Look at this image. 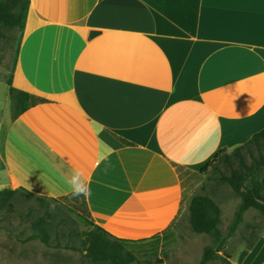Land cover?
I'll return each instance as SVG.
<instances>
[{
  "label": "crops",
  "instance_id": "1",
  "mask_svg": "<svg viewBox=\"0 0 264 264\" xmlns=\"http://www.w3.org/2000/svg\"><path fill=\"white\" fill-rule=\"evenodd\" d=\"M262 129L264 0H29L0 76V190L72 199L81 169L90 222L149 241L202 167ZM233 263L264 264V237Z\"/></svg>",
  "mask_w": 264,
  "mask_h": 264
},
{
  "label": "rangeland",
  "instance_id": "2",
  "mask_svg": "<svg viewBox=\"0 0 264 264\" xmlns=\"http://www.w3.org/2000/svg\"><path fill=\"white\" fill-rule=\"evenodd\" d=\"M15 36L17 38L18 33ZM14 49L0 38V76L10 72L15 58ZM252 154L256 156L257 151L253 149ZM245 159L247 164L251 163L248 155ZM221 171L228 173L223 167ZM195 176L194 192L204 183L205 192L220 208L221 219L217 229L225 239L222 249L206 264H234L249 241L264 237V213L253 209L246 211L242 223L229 235V227L240 204L239 197L228 185L207 181L206 175L200 171ZM38 204L33 196L19 191L10 203V210L0 212V264H93L78 250L77 238L69 235L71 231L86 230L91 223L80 197L49 202L60 210L59 219L62 220L56 222L46 244L35 235L30 225L31 217L41 214L42 209L27 216L30 209L39 208ZM208 246H216L212 237L193 233L187 217L181 215L163 237L126 244V249L134 256V260L127 264H199Z\"/></svg>",
  "mask_w": 264,
  "mask_h": 264
},
{
  "label": "trees",
  "instance_id": "3",
  "mask_svg": "<svg viewBox=\"0 0 264 264\" xmlns=\"http://www.w3.org/2000/svg\"><path fill=\"white\" fill-rule=\"evenodd\" d=\"M28 7L29 0H0V38L4 39L8 45L15 47L13 65L22 38ZM253 149L257 151L256 156L252 154ZM263 151L264 129L231 151L226 149L219 151L207 165L200 169V173L206 175L207 181L215 182L217 185H228L240 199V204L229 227V235L242 223L246 211L253 209L264 213ZM246 155L251 158L250 164L246 163ZM222 167L227 170V174L221 171ZM205 187L206 185L203 183L197 191L191 194L185 212L182 214L187 217L193 233L210 235L216 244L215 248L213 246L205 247L199 264H206L215 257L216 252L222 249L225 240L217 229L221 219L220 208L207 195ZM18 192L8 188L0 190V212L10 210V203ZM25 194L33 196L26 192ZM33 197L39 203V208L30 209L27 216H32L35 212H39L38 209H42L41 214L31 217L30 225L35 235L46 244L56 222L62 220L59 219L60 210L56 206L54 209H50L49 202H57V199ZM69 235L77 238L78 250L93 264L105 262L127 264L134 260V256L126 249L127 241L112 237L92 223L86 230L71 231ZM257 240L258 238L249 241L246 244V249H251ZM226 264L230 263L226 262Z\"/></svg>",
  "mask_w": 264,
  "mask_h": 264
},
{
  "label": "clouds",
  "instance_id": "4",
  "mask_svg": "<svg viewBox=\"0 0 264 264\" xmlns=\"http://www.w3.org/2000/svg\"><path fill=\"white\" fill-rule=\"evenodd\" d=\"M65 182L69 188V192L65 193L66 195L70 194L72 197L83 196L85 199L91 196V182L81 169H73L71 174L66 177ZM50 209H54V205H50Z\"/></svg>",
  "mask_w": 264,
  "mask_h": 264
},
{
  "label": "water",
  "instance_id": "5",
  "mask_svg": "<svg viewBox=\"0 0 264 264\" xmlns=\"http://www.w3.org/2000/svg\"><path fill=\"white\" fill-rule=\"evenodd\" d=\"M95 35H97V32L92 31V32L89 33V38H92V37H94Z\"/></svg>",
  "mask_w": 264,
  "mask_h": 264
}]
</instances>
